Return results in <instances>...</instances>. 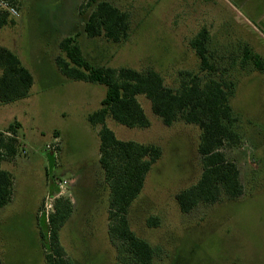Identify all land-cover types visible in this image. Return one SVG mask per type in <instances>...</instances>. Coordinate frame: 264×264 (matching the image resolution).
<instances>
[{
    "label": "rangeland",
    "instance_id": "1",
    "mask_svg": "<svg viewBox=\"0 0 264 264\" xmlns=\"http://www.w3.org/2000/svg\"><path fill=\"white\" fill-rule=\"evenodd\" d=\"M96 1L128 15L127 37L118 43L86 37L90 0H13L20 17L0 29V46L29 63L34 77L27 97L0 103V133L6 136L10 124L19 126L17 152L2 163L13 186L9 204L0 209L1 264H46L40 237L48 234L49 216L43 210L51 203L53 214L57 198L71 204L57 228L58 246L70 264L123 262L107 235L109 192L98 160V130L87 121L105 88L57 71L59 42L76 37L91 65L153 70L165 86L177 89L186 73L206 74L189 46L202 28L209 32L213 76L234 83L229 103L240 143L221 152L236 165L243 193L180 212L175 196L194 185L202 171L199 130L181 121L163 125L138 96L148 127L106 120L117 139L161 150L127 212L129 227L152 249L151 264H264V0ZM245 48L252 58L242 64ZM54 140L56 157L46 150Z\"/></svg>",
    "mask_w": 264,
    "mask_h": 264
},
{
    "label": "trees",
    "instance_id": "2",
    "mask_svg": "<svg viewBox=\"0 0 264 264\" xmlns=\"http://www.w3.org/2000/svg\"><path fill=\"white\" fill-rule=\"evenodd\" d=\"M94 5L84 27L87 38H104L118 43L129 33L128 15L106 1L90 0ZM10 17L0 11V29L11 24ZM209 32L202 28L189 41L195 52L201 73H186L180 86L173 89L164 85L162 77L153 70L137 71L132 68H111L91 65L83 56L76 37H65L59 44L55 65L68 80L96 84L105 88V95L98 109L88 114L92 126H100L99 165L108 188L107 235L117 249L121 264H151L153 252L150 246L130 229L127 212L140 191L144 180L161 157V150L152 144L122 141L106 126V120L126 128H146L148 119L137 97L149 102L151 112L165 126L181 121L194 125L199 130L197 153L202 171L198 181L180 191L175 200L180 212L188 213L198 204H214L223 199H236L243 193L236 165L221 152L223 146L239 145L240 136L234 130L229 100L234 92V83L228 79H216L214 65L207 56L206 45ZM252 55L244 49L242 64ZM258 56H253L259 69ZM33 85L30 71L19 58L0 46V103L9 104L24 99ZM18 124H10L7 132L16 136ZM6 132V133H7ZM19 141L0 133V209L11 199L13 177L2 169L6 158L15 156ZM70 203L57 198L54 213L49 215L48 234L41 233L42 246L46 250V264H70L64 258L57 240V228L70 211ZM61 215L58 217V214ZM1 264V259H0Z\"/></svg>",
    "mask_w": 264,
    "mask_h": 264
},
{
    "label": "built area",
    "instance_id": "3",
    "mask_svg": "<svg viewBox=\"0 0 264 264\" xmlns=\"http://www.w3.org/2000/svg\"><path fill=\"white\" fill-rule=\"evenodd\" d=\"M0 11L6 13L10 18L12 19H18L20 17V11L18 9V7L16 6V4L13 2V0H0ZM7 137H14L16 140H19V136H13L10 133H4ZM58 143L57 140H54L53 145L51 146H46V150L48 152H50L54 157H56L57 154V148ZM67 184V181H62L58 184L59 189H63V187ZM58 196H53L54 199H56ZM52 196L47 197L46 200H51L53 199ZM51 203H47L45 202L44 204V214L46 216H49V214L52 212V205H50Z\"/></svg>",
    "mask_w": 264,
    "mask_h": 264
},
{
    "label": "crops",
    "instance_id": "4",
    "mask_svg": "<svg viewBox=\"0 0 264 264\" xmlns=\"http://www.w3.org/2000/svg\"><path fill=\"white\" fill-rule=\"evenodd\" d=\"M208 1H210V0H208ZM20 60V59H19ZM20 62L22 63V65L25 67V68H27L29 71H30V73H31V75H32V78H33V83H34V77H33V74H32V71H31V69H30V67H29V63H27V62H25L23 59H21L20 60ZM54 64H55V58H54ZM56 66V65H55ZM57 71H59L58 70V68H57V66H56V68H55ZM97 127V130L99 131L100 130V126H96ZM98 131H97V133H98ZM1 167H2V169H4L5 171H7V172H9L10 173V171H8V169H5L4 167H3V164L1 165ZM109 195V194H108ZM109 198V197H108ZM9 204V203H8ZM5 207V206H4ZM3 207V208H4ZM2 208V209H3Z\"/></svg>",
    "mask_w": 264,
    "mask_h": 264
}]
</instances>
